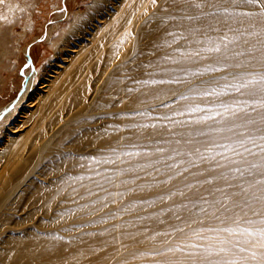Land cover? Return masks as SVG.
I'll list each match as a JSON object with an SVG mask.
<instances>
[{
	"label": "rangeland",
	"instance_id": "374dc122",
	"mask_svg": "<svg viewBox=\"0 0 264 264\" xmlns=\"http://www.w3.org/2000/svg\"><path fill=\"white\" fill-rule=\"evenodd\" d=\"M91 2L0 0V145L7 126L21 122L18 99L26 85L38 90L49 77L61 56L65 29L76 11L80 17L90 14ZM175 8L178 16L165 15L157 26L163 36L160 49L149 45L141 51L133 40L131 63L120 71L118 61L105 73L90 105L84 106V96L73 95L62 110L32 117L35 126L15 142L19 155L0 187V264H129L131 251L145 243L157 249L192 240L184 234L187 228L214 233L212 241L233 239L209 231L234 227V212L240 209L224 212L223 205L246 199L259 205L255 197L264 195L259 190L264 186H249L264 178L251 169L259 157L245 154L243 163L213 142L241 139L227 132L229 127L245 135L264 127V109L252 103L259 97H241L227 87L234 76L264 74L259 72L264 66V2L165 0L161 12ZM146 29L149 43L155 30L152 25ZM204 29L221 52L197 47ZM188 47L194 55H183L181 49ZM221 63L242 66L222 76L236 67L213 70ZM100 70L86 81V91L96 86ZM165 96L173 98L145 109ZM243 99L249 106L239 111L236 101ZM73 106H80L81 114L60 125ZM237 169H251L252 175L244 171L242 176ZM10 183L18 185L17 193L1 202ZM165 253L159 261L169 264L174 259Z\"/></svg>",
	"mask_w": 264,
	"mask_h": 264
},
{
	"label": "bare ground",
	"instance_id": "6f19581e",
	"mask_svg": "<svg viewBox=\"0 0 264 264\" xmlns=\"http://www.w3.org/2000/svg\"><path fill=\"white\" fill-rule=\"evenodd\" d=\"M164 1L165 0H101L100 2H97L96 0H92L91 5L94 6L90 7V14L87 17H80L79 12L76 11L75 17L69 22L67 28L65 26V34H67L66 39L63 45L59 47L57 54L61 56L59 57V61H57L54 67L50 70L51 73L47 74L49 77H45V81H41L40 85L36 87L38 90L35 91L30 90L31 86L27 84L24 92L18 99V102L20 101V108L22 109L19 113L22 117L20 120L21 122L15 123V128L7 126L9 131L7 134H3L5 141L1 142L0 145V187L2 183L8 180L7 172L17 161L19 152L15 148V142L24 137L28 130L35 126V121L31 120L32 117L43 112L46 115H50L57 109L62 110L66 102L73 95H76L79 98L84 96V106L90 105L98 96L100 91L99 82L104 77L105 73L118 61H120V63H118L120 64V71H123V66L131 63L129 49L133 40L141 51H146L149 48V45L155 48L161 46L163 41L162 31L157 27L160 20L165 15L168 17L173 16L175 19L179 12L178 9L175 8L171 9V12H167L166 14L162 13L161 6H163ZM173 1L177 2L178 0ZM149 25L154 26L155 34L148 43L146 41V39H148L146 28ZM204 31L208 30L204 29L201 31V39L204 40L197 45L199 48L206 45L207 47H210L212 46V42H214V38L210 33L206 36L203 33ZM226 31H228L227 28ZM193 34H195V32ZM159 49L160 48L157 50ZM189 49L191 48L188 47V49H181L183 55L193 54V51H191L192 49ZM210 53L211 52H209V54ZM170 55L173 54L170 53ZM171 60H175V58H172ZM98 69L101 70L96 79L98 80L96 86L91 91H86V81ZM237 69L241 68L236 67L225 69L221 72L223 74L222 76H228L233 73V71H238ZM255 71V69H250L248 72L252 73ZM259 72L264 73V66ZM206 75L209 77L213 76L212 74ZM201 79L202 78H196L193 81L198 82ZM172 98L173 96H165L162 99L154 100L148 104L145 109L163 104L168 100H172ZM78 108L81 107L73 106V108L65 111V115L59 121V124L69 125L71 120H74L79 114H81V111ZM10 133H13V135ZM17 187L18 185L10 183V193L2 197L1 202L16 195ZM1 206L2 205L0 204V209ZM256 207H259V205ZM215 211L221 213L218 209ZM249 213L250 216L247 217L246 220H257L256 217L252 216L251 212ZM241 226L249 228L264 227V225H260L259 223L248 225L245 222L241 223ZM234 227H236V225H234ZM177 230L174 232L177 233ZM186 230L188 233L184 232V234H191L192 240L196 243H200L201 245H207L211 242L216 243V240L212 241L202 238L209 237L214 233L207 231L204 232L197 229L189 230L188 228ZM194 233H200V237L194 236ZM233 237L234 238L230 240L235 241L237 239H244V237L239 235H233ZM179 241L178 244L172 241L168 242L164 244L163 247L160 246L161 248L158 247L157 249H152L154 243L148 246L146 243L143 244V246L140 245L131 251V254L134 257L128 258V262L129 264H165V262L159 261V255L165 253L160 250L166 249L165 254L174 259H171V261L168 260L169 264H191L192 258L189 253L192 250L186 249L180 245L183 242L184 246L188 240ZM177 247L184 248V250H172ZM253 251L259 252L260 249L250 248L248 252L244 253V255L249 258L247 260L249 264H256V261L251 259ZM155 252L163 253L155 254ZM232 258H234L232 253L224 252H221L218 255L214 252L212 256L208 257L210 260H225ZM197 260H202V257H197Z\"/></svg>",
	"mask_w": 264,
	"mask_h": 264
},
{
	"label": "snow or ice",
	"instance_id": "6c2138e0",
	"mask_svg": "<svg viewBox=\"0 0 264 264\" xmlns=\"http://www.w3.org/2000/svg\"><path fill=\"white\" fill-rule=\"evenodd\" d=\"M233 3H247L254 4L264 2V0H232ZM199 6V5H197ZM251 15V14H248ZM225 52L227 51V45H224ZM208 52H221V47L219 44H213L212 46L204 49ZM199 53H197L198 55ZM239 55V54H238ZM227 59V57L225 56ZM241 64L236 65H228L221 63L219 67L213 70H223V68L227 67H241ZM234 83H231L227 87H230L235 92L239 93L241 97H259L257 100H254L252 103L258 105L261 109H264V74H260L259 77L252 76L251 79H245L244 76H234ZM215 91V89H213ZM236 103L241 105L239 111H245L246 107L249 106V100H237ZM226 110L227 109V106ZM235 114V113H233ZM260 122L264 124V115L260 117ZM248 124H256L255 120H249ZM220 131H224L221 129ZM227 132L232 133L233 136H239L241 139H238L233 142L232 136H227L224 139L227 142H213L214 148L223 149L224 152H233L237 156L241 157V162L247 163V154L248 156L259 157V163H253L251 165V169H257L259 171V175L264 177V127H258L253 132H249L245 135L243 132H236L235 127L227 128ZM203 135V133H201ZM179 143V141H177ZM251 145L252 147H249ZM242 149V151H241ZM255 149V150H254ZM199 152V149L196 150ZM224 152H217L216 155H224ZM203 158V156L201 157ZM227 159V157H225ZM251 169L240 170L243 176L244 171H248L249 175H252ZM223 175V174H222ZM256 185L264 186V178L257 179L254 183H251L250 187H255ZM261 192H264V187L259 189ZM242 192L246 193V189H242ZM241 193H233L234 196L240 195ZM227 199V198H226ZM255 202L259 204V207H256L252 200H244L243 202L235 201L231 206L223 205L224 212H234L236 208L240 209V212H234L233 223L236 227H225L221 229H209V231L229 233L232 235H239L244 237L243 240L237 239L235 241L222 238L220 236L215 237L216 243H209L207 245H201L196 243L194 240H190L184 244V248L191 249L192 251L189 253L191 259V264H241V262H245L249 259L244 253L248 252L249 249H260L259 252L253 251L251 259L256 261V264H264V227L257 228H249L242 227L241 220L244 217L248 216L249 212H251L252 216L256 217L257 220L248 219L244 221L248 225L259 223L260 225H264V195L255 197ZM242 213V215H241ZM219 219V217H217ZM182 231V230H181ZM196 237H200V233L193 234ZM203 239L212 240V237H202ZM184 248L177 247L176 249H172L173 251L179 250L183 251ZM202 250V251H201ZM217 255L221 252L224 253H232L234 258L225 259V260H210L208 257L212 256L213 253ZM197 257H202V260H197Z\"/></svg>",
	"mask_w": 264,
	"mask_h": 264
}]
</instances>
